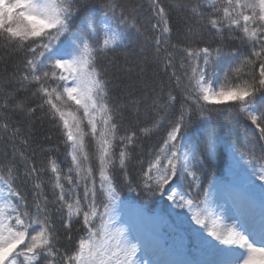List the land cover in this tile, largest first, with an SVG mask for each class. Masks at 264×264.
<instances>
[{
  "label": "snow or ice",
  "instance_id": "1",
  "mask_svg": "<svg viewBox=\"0 0 264 264\" xmlns=\"http://www.w3.org/2000/svg\"><path fill=\"white\" fill-rule=\"evenodd\" d=\"M149 4L152 15L145 23L156 33L151 40L153 58L162 62L164 71L172 69L183 102L163 148L143 173L142 188L151 195H166L171 206L185 210L189 230L199 242L203 257L172 264H264V163L259 169L251 168V191L233 195L235 213L228 216L233 208L219 211L222 206L210 202L209 192L203 190L200 147L187 132L195 115L207 138V152H214L220 137L212 113L226 111L230 124L242 116L264 141V0H168L167 7L162 0H149ZM205 7L211 11H204ZM97 11L95 6L89 7L87 0H0V50L4 53L0 60L15 54L24 56L22 67L0 77V111L6 113L11 108L29 126L22 129L4 122L0 131L7 134L11 144L10 152L6 146V157L18 155L24 162L25 181L31 179L33 184L29 205L17 184L20 176L15 160L0 165V264H17L21 259L26 264H56L57 258L61 264H155L137 256L140 243H132L135 237L130 239L131 225L117 226L122 201L112 171L119 167L127 175L133 156L136 132L122 136L118 132L126 111L139 115L145 97H137V90L147 92V99L159 112V119L142 129L145 135L160 126L177 96L171 91L165 94L161 83L154 77L149 79L144 74L146 61L141 60L135 68L119 69L123 74L135 71L136 80L127 84L124 103H111L112 88L119 84L98 66V58L120 47L130 32H141L137 25L141 13L138 5L126 12L118 0H107L100 6L102 18ZM173 11L187 12L194 21L187 27L189 38L206 29L223 42L226 33L231 39L238 32L235 38L247 45V53L239 48L225 50L222 44L183 48L185 55L179 66L184 71L177 75L173 53L180 49L170 43L169 19ZM114 79L120 81L121 77ZM30 89V96L18 97L17 93ZM213 105L217 107H210ZM45 118L62 130L72 165L64 173L55 160H48L54 200H49L40 178L45 169L35 163L37 151L44 149L38 143L32 146L31 124ZM89 137L94 142V155L88 150ZM17 140L30 150V155L17 149ZM232 148L234 156L243 158L238 146L233 143ZM253 160L250 157L246 163L251 165ZM96 175L103 194L100 204L96 201ZM185 180L190 181L187 193L179 191L180 182ZM128 188L136 190L130 180ZM201 194L203 199L198 198ZM53 211L63 212L67 232L74 220L87 231V237L78 241L70 255L58 247ZM67 238L71 239L70 235Z\"/></svg>",
  "mask_w": 264,
  "mask_h": 264
},
{
  "label": "trees",
  "instance_id": "2",
  "mask_svg": "<svg viewBox=\"0 0 264 264\" xmlns=\"http://www.w3.org/2000/svg\"><path fill=\"white\" fill-rule=\"evenodd\" d=\"M106 2L107 0H87L89 7H96L99 18L103 17L102 11H99L100 6ZM162 2L167 7L168 0H162ZM118 3L124 7L126 12L131 7L139 6L141 15L137 17V25L141 28V32H130L120 47L114 51L104 53L98 58V66L107 73L108 78L113 83L119 84L118 87L112 88L111 103H124L127 99L125 95L127 84L136 80L135 71L123 74L119 72V69L124 66L135 68V65L141 60L146 61L144 74L149 79L154 77L158 83L163 85L165 94L171 91L173 95L177 96V101L168 109L165 118L160 122V126L153 129L148 135H145L142 129L150 127L154 120L159 119V112L157 108L151 105L150 100L147 99L149 94L143 90H137V97H145L144 101L139 105L138 117L133 115L132 112L126 111L124 119L120 122L118 135L122 136L129 131H135L137 134V143L131 149L133 156L128 163L127 175L119 167L112 171L113 180L115 181L122 201L117 215V225L121 222L123 216L130 217L133 223L140 229L147 228L154 233L155 243H164L167 245L172 242L173 251H176L181 241H184L186 245L185 259L194 260L201 258L202 253L199 251V242L189 230L188 214L185 210L176 209L174 206H171L172 202L167 200L166 195H151L142 188L141 180L143 173L147 170L149 162L163 148V143L167 138L168 131H170L171 124L175 122L181 112V104L183 101L180 90L175 87V78L171 76L172 69L164 71L162 62L156 61L153 58L154 47L151 40L155 39L156 33L151 29L150 25L145 23L152 15L149 0H118ZM204 11L208 12L211 9L205 7ZM193 22L187 12L177 13L173 11L170 15L169 24L172 28L170 43L178 45L180 49L173 53L177 75H182L184 71L179 66V60L185 55L182 51L183 48L216 47L222 44L225 50L239 48L241 51L247 53V45L241 44L235 38L240 35L238 32L233 33V38L231 39L227 38L226 33V38L223 42L213 32L206 29L201 30L195 37L189 38L187 27ZM76 25H79L78 20L76 21ZM113 27H116V24H113ZM73 31H76L75 27ZM61 39L63 40L64 38L61 37ZM3 55V51L0 50V56ZM23 61V54H15L0 60V77L8 75V73H11L17 67H22ZM116 76H120L121 80L116 81L114 79ZM220 82L223 83L222 76L220 77ZM30 92L31 89L28 92H19L17 95L18 97L30 96ZM0 103H2V100H0ZM210 107L215 108L217 106L213 105ZM220 107L226 108L227 106ZM212 116V123L216 126L220 137L214 152H207V138L195 115H193L192 125L187 129V132L188 137L194 139L200 147V155L204 164L203 172L200 174L202 187L203 190L209 192V201H215L216 205L219 196L225 192L248 193L251 191L248 186L249 172L253 166L259 169L260 165L264 163V159H262L264 157V149L261 148L264 141L259 140V134L255 126L242 116L239 117L238 122L235 124L229 123L227 119L228 112L226 111H214ZM0 117H3V119H0V124L7 122L10 126L15 124L22 129L29 127L22 122V117L12 111L11 108L6 113L0 111ZM31 129L33 134L32 146L35 147L38 143L44 149L43 151H37L35 156L37 167L45 169L40 174L41 180L45 183L44 191L49 196V200H54L52 195L53 176L50 170H47V162L50 158L55 160L59 168L66 173L68 168L72 166L69 148L65 144V137L62 134V130L56 127L54 122L49 119L34 120L31 124ZM85 131H87V127H85ZM233 143L244 153L243 158L239 154L234 156ZM87 144L90 154L94 155V142L90 137L87 139ZM6 146L10 152L11 144L7 141V134L0 131V165L9 160H15L20 176V179L17 181L19 190L25 195L29 205H31L32 180L25 181L23 176L25 170L24 162L18 155L12 157L9 154L6 157ZM16 147L19 151H24L26 156L30 155V150L26 146L21 145L19 140L16 141ZM249 148L252 149L251 152H249ZM250 157H254L251 165L246 163ZM92 165L95 172L97 167L95 159L92 160ZM129 180L132 182V187L136 189L135 191L129 190ZM96 181V201L97 204H100L103 201V194L99 190L98 175H96ZM189 182V180L181 181L179 191L184 193L189 192ZM137 185L141 186L137 187ZM210 185L211 187H209ZM192 195L195 197V192H192ZM256 196L258 200V190ZM198 198L203 199V195L201 194ZM53 207H58V205H54ZM177 212L183 214L177 216ZM62 217L63 212L57 213L53 211V219L59 237L58 247L62 252H67L70 255L75 251L78 241L81 238L87 237V231L80 221L74 220L71 231L67 232L63 227L64 220ZM69 235L71 239L67 238ZM17 264H26V262H22L21 259ZM43 264H47V262H43ZM56 264H61L59 258H57Z\"/></svg>",
  "mask_w": 264,
  "mask_h": 264
},
{
  "label": "rangeland",
  "instance_id": "3",
  "mask_svg": "<svg viewBox=\"0 0 264 264\" xmlns=\"http://www.w3.org/2000/svg\"><path fill=\"white\" fill-rule=\"evenodd\" d=\"M234 195V194H233ZM233 195L228 194L222 196L217 201L216 205H220L218 210L223 211V207L231 206L233 208L232 213H228L226 215L231 216L235 213V204L233 201ZM256 211L259 212V202L256 205ZM228 223H231V219L227 220ZM131 225L132 231L130 235V239L135 237L132 240V243H140V251L137 253L138 257H143L144 259L154 261L155 264H172V262H189L183 259L184 254V245L181 244L179 247V251L177 253L171 252V245L165 246L161 244H155L153 241V234L147 230H139L136 228L133 223L129 219H125L118 227H126L127 225ZM203 258V257H202ZM199 258V259H202Z\"/></svg>",
  "mask_w": 264,
  "mask_h": 264
}]
</instances>
